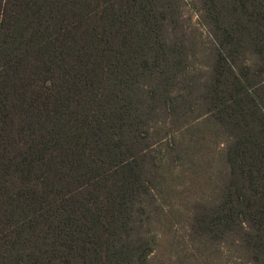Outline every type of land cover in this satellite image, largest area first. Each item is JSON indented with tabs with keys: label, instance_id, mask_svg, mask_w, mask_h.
<instances>
[{
	"label": "trees",
	"instance_id": "obj_1",
	"mask_svg": "<svg viewBox=\"0 0 264 264\" xmlns=\"http://www.w3.org/2000/svg\"><path fill=\"white\" fill-rule=\"evenodd\" d=\"M0 0V264H147L175 131L224 134L191 239L264 264V0ZM154 129V132H153Z\"/></svg>",
	"mask_w": 264,
	"mask_h": 264
},
{
	"label": "rangeland",
	"instance_id": "obj_2",
	"mask_svg": "<svg viewBox=\"0 0 264 264\" xmlns=\"http://www.w3.org/2000/svg\"><path fill=\"white\" fill-rule=\"evenodd\" d=\"M183 1L184 25L194 43L191 59L196 71L203 73L208 63L211 37L198 23L199 12L192 7V0ZM174 136L181 160L175 163L167 156L162 164V175L155 189L162 210L150 222L157 243L147 264H250L237 242L191 239L188 233L192 203L208 200L218 185V175L223 170L225 135L215 126L189 120Z\"/></svg>",
	"mask_w": 264,
	"mask_h": 264
}]
</instances>
